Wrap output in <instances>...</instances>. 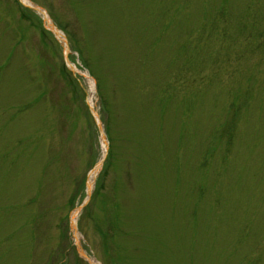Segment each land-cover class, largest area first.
I'll list each match as a JSON object with an SVG mask.
<instances>
[{
    "label": "rangeland",
    "instance_id": "rangeland-1",
    "mask_svg": "<svg viewBox=\"0 0 264 264\" xmlns=\"http://www.w3.org/2000/svg\"><path fill=\"white\" fill-rule=\"evenodd\" d=\"M28 1L0 0V264H264V0Z\"/></svg>",
    "mask_w": 264,
    "mask_h": 264
},
{
    "label": "bare ground",
    "instance_id": "bare-ground-1",
    "mask_svg": "<svg viewBox=\"0 0 264 264\" xmlns=\"http://www.w3.org/2000/svg\"><path fill=\"white\" fill-rule=\"evenodd\" d=\"M22 2L24 4H29V5L31 4L28 0H22ZM42 16L45 18V21H46L47 25L50 26L53 31H55L56 33H58L57 30L55 29V27L52 26V22L48 18V16L45 15V14H42ZM62 37L63 36L61 35V38ZM72 69H75V66H72ZM89 104L92 107L93 113L96 115L97 118H99V113L96 111V108H95L94 96H93V91L92 90H90ZM105 150H106L105 145H103L102 152L104 153ZM102 161H103V158L101 159V161L99 162V164L96 166V168L94 170H92V172L89 175V180H88V189H89V191L91 190V188H94L95 179H96V177H97V175L99 173V170H100V168L102 166L101 165L102 164ZM79 216H80V209H77V210H75L72 213V227L74 228V230L76 231V233H78V231L76 229V226H77V223H78ZM76 233H75V237H76ZM77 239L79 240L78 236H77ZM91 263L92 264H97L96 261H93V260L91 261Z\"/></svg>",
    "mask_w": 264,
    "mask_h": 264
},
{
    "label": "trees",
    "instance_id": "trees-1",
    "mask_svg": "<svg viewBox=\"0 0 264 264\" xmlns=\"http://www.w3.org/2000/svg\"><path fill=\"white\" fill-rule=\"evenodd\" d=\"M24 10L27 12V8H24ZM27 13H28V12H27ZM23 17H25V16H23ZM63 30H64V29H63ZM64 31H65V30H64ZM45 32H46V31H45ZM0 66H1V65H0ZM4 67H5V65H2V68H0V73L2 72V70L4 69ZM99 89H100V85H99ZM103 100H104V98H103ZM106 181H107V179H106V173H105V174H103V176H102V177L98 180V182H97V190L105 189V188H106ZM82 186H83V185H82ZM76 197H77L76 194H74V195L72 196V199L70 200L71 205L74 204ZM90 207H91V203H89V204L87 205V207L85 208L84 213H83V216H84L86 213L89 214V212H87V211L90 210Z\"/></svg>",
    "mask_w": 264,
    "mask_h": 264
}]
</instances>
